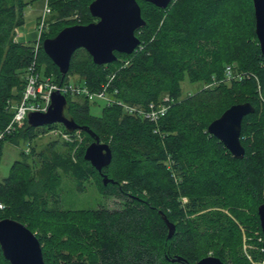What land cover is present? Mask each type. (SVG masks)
<instances>
[{"label":"trees","instance_id":"16d2710c","mask_svg":"<svg viewBox=\"0 0 264 264\" xmlns=\"http://www.w3.org/2000/svg\"><path fill=\"white\" fill-rule=\"evenodd\" d=\"M92 1L51 3L62 16L78 13L80 21L75 24H88L97 20L89 10ZM230 1L173 0L167 8H160L138 0L146 20L136 31L142 48L132 54L116 52L117 61L100 65L85 48H79L62 79L58 66L43 49L47 37L41 36L37 54L34 45L14 38L32 0H0V134L13 117L11 106L22 97L24 72L35 56L56 81L66 82L76 75L94 91L114 74L110 90L123 104L144 107L165 95L172 99L160 121V132H155L154 123L128 113L122 105H106L97 117L90 113L91 100L67 96L65 114L89 127L112 149L113 160L103 172L114 182L103 186L114 189L120 207L90 209L80 217L61 205V174L73 177L83 187L99 173L84 158L94 140L85 130L80 131L82 141L70 144L75 154L53 148L46 155L40 152V164L36 165V159L31 158L33 146L29 151L24 148L23 158L13 161L9 175L0 179V220L10 217L26 224L41 241L46 264H174L176 257L194 264L208 256L203 255L204 245H214V256L225 264H230L225 253L229 251L232 263L242 260L250 264L240 249L242 235L233 216L262 231L258 206L264 203V59L253 12L251 49L236 55L242 61L238 69L251 76L224 80L229 55L215 38L214 18ZM185 78L191 83L206 84L214 78L219 82L183 97ZM200 97L205 98L199 101ZM218 98L223 99L219 108L204 112L209 100ZM241 102H251L255 112L243 119L245 156L238 159L207 128L224 110ZM55 125L38 128L26 122L5 134L0 139V160L2 141L19 135V143L31 147L33 138ZM230 177L251 199L249 213L243 216L231 199ZM164 215L176 225L172 238H168ZM251 253L256 260L260 259L258 253L264 258V249ZM0 258L11 264L1 246Z\"/></svg>","mask_w":264,"mask_h":264},{"label":"water","instance_id":"95a60500","mask_svg":"<svg viewBox=\"0 0 264 264\" xmlns=\"http://www.w3.org/2000/svg\"><path fill=\"white\" fill-rule=\"evenodd\" d=\"M160 8H167L173 0H145ZM255 13V32L264 59V0H253ZM91 14L97 18L88 24H75L64 27L54 37L43 40V49L58 66L62 79L68 73L74 52L85 48L96 64L117 61L116 52L132 54L141 40L136 31L146 24L138 0H93L89 5ZM68 100L64 94L54 92L46 112L33 111L28 114L27 122L33 127L61 123L72 132L85 130L94 138L84 154V158L102 175L104 185L114 182L103 169L113 160L110 145L89 127L79 125L65 114ZM251 102L235 103L208 125V132L216 136L230 153L238 159L245 156L242 143V122L246 115L255 112ZM264 249V203L258 206ZM168 226V238H172L176 225L164 215ZM0 246L4 257L11 264H46L41 241L23 222L14 218L0 220ZM174 264H193L182 257L172 259ZM194 264H225L219 257L209 255Z\"/></svg>","mask_w":264,"mask_h":264},{"label":"rangeland","instance_id":"374dc122","mask_svg":"<svg viewBox=\"0 0 264 264\" xmlns=\"http://www.w3.org/2000/svg\"><path fill=\"white\" fill-rule=\"evenodd\" d=\"M238 11V13H237ZM253 7L250 0H232L226 4L224 11L220 12L214 18V27L217 28V38L220 42V46L223 47L224 51L228 52L229 59L226 61V65H232L236 70L244 71L238 69L241 66L240 56L251 49L250 40L254 39L253 31V20L254 13ZM235 13V14H234ZM25 22L21 23L14 30V38L17 36L18 41H24L30 45H36L39 39L40 29L42 28V37H54L60 30L66 25H73L79 19L80 15L78 13H71L69 15H60L57 10V6L51 3V0H32V3L26 6L25 11ZM80 21V20H78ZM77 21V22H78ZM255 44V42H254ZM252 44V46L254 45ZM45 70V66L41 67ZM72 81L79 78L76 75H71ZM230 84V82H229ZM205 84L195 82L191 83L188 78L182 81L183 97L195 94L196 92L206 89ZM205 97H200L199 101ZM208 105L205 107L204 112L211 111L213 109L219 108V104L223 102V99H211ZM199 103V102H197ZM107 105L106 101L103 99H95L89 102V109L91 115L101 116L104 107ZM198 106V104H197ZM199 107V106H198ZM197 107V108H198ZM200 112V108H198ZM56 124L51 129L59 130L60 132L65 131V127L61 123ZM46 128L47 126H40L38 128ZM38 130V129H37ZM50 130V129H49ZM19 135H15L12 138L2 141L3 149L0 160V179L5 178L9 175L12 164L16 159H20L21 151L27 148L25 142L19 143ZM78 141H82V135L79 137ZM102 142L106 141L101 139ZM72 141H67L60 135L54 133L46 134L39 133L38 136L33 138L31 143V148L34 146L35 153L31 158L36 159V165L40 164L39 154L43 152L45 155L49 153L53 148L60 152L71 151L75 154L76 149L74 146L70 145ZM107 144V143H106ZM51 148V149H50ZM23 158V157H22ZM62 185L60 189L61 205L65 209L71 210V212L76 215L83 217L87 210L97 209L101 207L107 208H117L122 205L121 199L114 193L113 188L104 189L103 177L98 173L91 177L88 181L83 183V187H80L73 177L61 174ZM233 177H230L229 184L232 188L231 199L233 202L238 204L237 207L240 208V214L243 216L249 213L251 199L241 190L237 181H234ZM184 201H187L185 198ZM235 203V204H236ZM246 217V216H245ZM246 219H244L245 221ZM233 221L240 229L241 232V242L240 247L242 253H244L249 259L250 264H264V258H261V253H258L260 259L256 260L251 251H263L260 244L263 243V233L256 227L255 224L244 222L241 223L242 219L233 216ZM206 244V243H205ZM203 255H215L214 245L203 247ZM240 251V250H239ZM238 251V253H239ZM240 251V253H241ZM230 252V251H229ZM225 252L229 257V263H232L231 254ZM233 257V256H232ZM234 258V257H233ZM0 264H7L0 258ZM232 264H243L242 260H233Z\"/></svg>","mask_w":264,"mask_h":264},{"label":"built area","instance_id":"2783aa9c","mask_svg":"<svg viewBox=\"0 0 264 264\" xmlns=\"http://www.w3.org/2000/svg\"><path fill=\"white\" fill-rule=\"evenodd\" d=\"M41 33L42 28L40 29L39 39L35 45V52L37 54V50L40 48L41 44ZM17 39V36L15 37ZM141 44L135 49L133 53L137 50L141 49ZM251 76L247 71H239L236 70L232 65H225L224 69V80L232 81V80H241L243 77ZM114 77V74L110 76L109 80L102 85V88L99 90H90L87 84L83 80L75 79L72 81L63 82L56 81L53 78V75L46 74L45 70H43L35 56V59L26 67L24 72L25 79V87L22 93V97L19 101L14 103L11 106L14 110L13 117L10 123L7 125L5 130L0 134V139L5 137V134H10L24 126L28 119V114L33 111L46 112L48 111L51 104V96L54 92H59L64 96H83L88 98L89 100L95 99H103L106 101L107 105L110 104H119L122 105L125 111L131 114H136L138 116L147 119L149 122L154 123L155 132H160V121L166 116L168 110L171 107L172 99L169 95L163 96V98L159 101H152L146 106L139 105H130L123 104L121 101L116 99L115 91L112 92L110 90L111 81ZM258 79V78H257ZM217 79H213L210 83H206L204 86L207 88L209 86H213V84L218 83ZM50 129V130H49ZM48 129V133H54L60 135V137L64 138L67 141H72L73 143H78L80 141L79 137L81 136V130L77 129L72 132L65 130L60 132L55 129ZM46 134V132H45ZM30 147L27 146L26 151H29ZM0 208H3V204L0 203Z\"/></svg>","mask_w":264,"mask_h":264}]
</instances>
